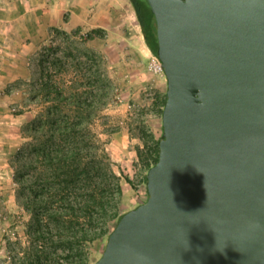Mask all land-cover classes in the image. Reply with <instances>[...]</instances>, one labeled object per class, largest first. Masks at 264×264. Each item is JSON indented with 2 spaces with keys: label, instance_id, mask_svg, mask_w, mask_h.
I'll return each mask as SVG.
<instances>
[{
  "label": "water",
  "instance_id": "obj_1",
  "mask_svg": "<svg viewBox=\"0 0 264 264\" xmlns=\"http://www.w3.org/2000/svg\"><path fill=\"white\" fill-rule=\"evenodd\" d=\"M146 1L158 159L94 264H264V0Z\"/></svg>",
  "mask_w": 264,
  "mask_h": 264
},
{
  "label": "rangeland",
  "instance_id": "obj_2",
  "mask_svg": "<svg viewBox=\"0 0 264 264\" xmlns=\"http://www.w3.org/2000/svg\"><path fill=\"white\" fill-rule=\"evenodd\" d=\"M16 14L27 21L20 26ZM59 92L68 117L76 115L78 97L88 106L80 128L88 158L99 166L95 184L103 205L120 215L147 199L144 160L162 132L166 79L130 2L0 0V264H94L106 246V234L84 240L79 231L60 236L51 225L33 236L31 214L17 200L26 188L13 180L12 156L30 141L25 125ZM42 184H31L41 196ZM56 188L70 196L92 190L81 182ZM82 223L74 231L86 229ZM116 223L115 216L95 226L111 232Z\"/></svg>",
  "mask_w": 264,
  "mask_h": 264
},
{
  "label": "trees",
  "instance_id": "obj_3",
  "mask_svg": "<svg viewBox=\"0 0 264 264\" xmlns=\"http://www.w3.org/2000/svg\"><path fill=\"white\" fill-rule=\"evenodd\" d=\"M133 8L138 24L141 28L144 42L150 52L157 56V36L154 15L146 0H128ZM160 63V61H159ZM58 92V91H57ZM59 92L52 103L34 117L24 127L23 132L30 141L23 144L12 156L13 180L26 190H21L17 196L18 203L31 214L32 223L29 231L33 236L44 235L42 226H52V230L60 235H69L79 231L81 239H91L107 235L109 231L103 228L96 229L98 221L106 222L116 216V220L123 214L112 213L103 205L102 195L95 184L96 173L99 166L90 156L84 134L80 126L88 119L83 109L87 104L76 99L77 112L73 117L62 114L61 105L65 98ZM165 92L159 101V117L165 103ZM158 138L147 147V158L144 160L146 173L158 159ZM141 139V138H140ZM143 141V139H141ZM146 184V174L144 176ZM32 182L44 183L41 189L44 195L36 193ZM57 186H53L54 183ZM92 187V190L81 195L65 194L62 188L57 190L60 183L75 187L77 183ZM86 183V184H85ZM66 189V188H65ZM120 186L116 185L117 203L120 197ZM114 198V197H113ZM115 207V206H114ZM83 221L84 226L74 231V224ZM76 228V227H75ZM61 236V235H60Z\"/></svg>",
  "mask_w": 264,
  "mask_h": 264
},
{
  "label": "crops",
  "instance_id": "obj_4",
  "mask_svg": "<svg viewBox=\"0 0 264 264\" xmlns=\"http://www.w3.org/2000/svg\"><path fill=\"white\" fill-rule=\"evenodd\" d=\"M29 17H30L31 19H35V16H34L33 14H29V15H28V18H29ZM7 19H9V18H7ZM26 19H27V17H26L25 15H22V14H16V15L14 16V20L19 21L20 26H21V22H23V21H27ZM23 26H24V24H23Z\"/></svg>",
  "mask_w": 264,
  "mask_h": 264
},
{
  "label": "clouds",
  "instance_id": "obj_5",
  "mask_svg": "<svg viewBox=\"0 0 264 264\" xmlns=\"http://www.w3.org/2000/svg\"><path fill=\"white\" fill-rule=\"evenodd\" d=\"M198 171V170H197Z\"/></svg>",
  "mask_w": 264,
  "mask_h": 264
}]
</instances>
